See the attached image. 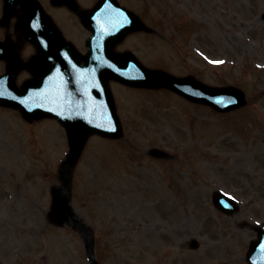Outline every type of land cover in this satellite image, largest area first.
Listing matches in <instances>:
<instances>
[{
	"label": "rangeland",
	"instance_id": "1",
	"mask_svg": "<svg viewBox=\"0 0 264 264\" xmlns=\"http://www.w3.org/2000/svg\"><path fill=\"white\" fill-rule=\"evenodd\" d=\"M119 1L150 28L121 49L134 48L149 67L235 84L248 103L218 113L168 90L113 84L124 135L88 138L70 204L93 228L101 264H248L251 225L264 227V0ZM47 8L79 45L87 32L76 16ZM0 28L21 46L10 23ZM67 149L56 120L27 121L0 107V264H89L79 233L48 219ZM214 190L233 196L238 211L217 210Z\"/></svg>",
	"mask_w": 264,
	"mask_h": 264
},
{
	"label": "water",
	"instance_id": "2",
	"mask_svg": "<svg viewBox=\"0 0 264 264\" xmlns=\"http://www.w3.org/2000/svg\"><path fill=\"white\" fill-rule=\"evenodd\" d=\"M18 1L22 2L25 8L20 25L22 26L27 21L33 20L31 23L41 29L39 30L42 38L41 42L38 43L36 41L39 49L36 59L44 69L39 72L36 71L35 81L25 83L22 90L15 88L12 82L15 72L12 71L8 78L7 89L4 90L3 85L0 84V103L18 107L25 117L57 116L65 126L69 151L60 166L61 184L52 190L53 202L49 216L55 223L62 224L67 222L81 230L86 238L91 264H98L93 257V240L89 229L76 217L68 202L73 168L87 136L92 132L109 136L121 134L120 125L115 117L111 97L107 89L106 79L114 77L121 81L147 86L165 84L191 99L212 104L219 110H228L243 104L244 96L239 89L234 87L211 88L195 82L190 77H171L163 72L150 71L142 67H140L142 70L130 69L133 64L123 63L124 57L120 59L114 56L111 52V46L114 42L120 40L125 33L142 28L143 25L130 12L129 19L123 17V9H116L112 4L109 5L112 11L105 14L106 9L98 11L97 15L101 17V21L103 20L105 25L102 26L100 21V23L97 22L93 26L95 33L91 41L88 42L91 51L86 56V59L94 61L93 64L97 68V78H99L103 88L102 92L93 91L96 96H92V98L96 100L99 106H96L90 95L85 92H80L81 94H79L77 91L71 93L68 89L64 90L63 76H68L65 72L69 70L67 65L59 69V75L56 72L52 75L53 91H42L43 87H50L44 75L47 68L52 64L53 59L57 60L59 58V49L65 48L71 51V48L57 33L51 21L38 9L34 0H5L7 9L12 10L13 5ZM59 1L70 4L73 0ZM109 1L116 5L115 1ZM31 5H35L37 8L33 7L30 10ZM97 25H100V29L96 28ZM23 29L30 35L28 30L24 27ZM37 60L35 61L36 63ZM60 62L62 63L63 60ZM31 65L32 62L25 64L26 67ZM129 73H133L135 78L127 79ZM77 89H82V87ZM104 100H106L108 106L104 103ZM213 201L215 205L226 212H233L236 209L235 203L222 194H214ZM258 234V238L250 243L247 253V260L251 264H264V232L259 230Z\"/></svg>",
	"mask_w": 264,
	"mask_h": 264
},
{
	"label": "snow or ice",
	"instance_id": "3",
	"mask_svg": "<svg viewBox=\"0 0 264 264\" xmlns=\"http://www.w3.org/2000/svg\"><path fill=\"white\" fill-rule=\"evenodd\" d=\"M215 63H222V61H215Z\"/></svg>",
	"mask_w": 264,
	"mask_h": 264
}]
</instances>
